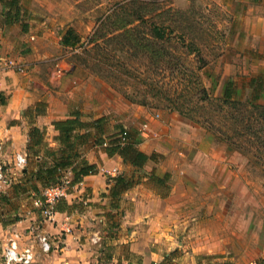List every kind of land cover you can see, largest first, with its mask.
<instances>
[{"label": "rangeland", "instance_id": "rangeland-1", "mask_svg": "<svg viewBox=\"0 0 264 264\" xmlns=\"http://www.w3.org/2000/svg\"><path fill=\"white\" fill-rule=\"evenodd\" d=\"M21 1L19 21L28 24L22 31L29 38L24 50L31 54L32 65L36 60L40 65L35 71L40 80L33 86L44 90L48 84L56 103L80 110L84 119L102 118L107 139L128 128L132 137L145 141L144 148H154L150 152L161 169L169 170L163 182L154 175L145 181L149 219L172 248L158 264L258 258L264 249V147L229 139L190 118L204 120L200 111L183 115L170 104L195 101V73L213 96H221L228 78H234L238 97L245 102L250 77L264 74V0H228L227 5L226 0ZM127 3H135L132 10L149 13L145 30L153 23L165 27V39L153 36L151 47L161 50L156 58L161 52L174 56L167 66L148 57L153 53L143 41L126 42L115 32L89 43L100 22ZM234 3L243 11L240 23L232 17ZM69 27L81 36L74 46L61 43ZM25 68L30 70L29 64ZM242 108L253 109L251 102ZM233 111L235 107L226 106V116L212 115V120L216 126L225 124L227 132ZM31 152L28 166L34 168L41 159ZM144 172L130 171L127 177L141 183ZM122 205L119 200L115 208L120 218Z\"/></svg>", "mask_w": 264, "mask_h": 264}, {"label": "crops", "instance_id": "crops-1", "mask_svg": "<svg viewBox=\"0 0 264 264\" xmlns=\"http://www.w3.org/2000/svg\"><path fill=\"white\" fill-rule=\"evenodd\" d=\"M247 3L256 4L258 0H247ZM234 4L237 6L232 7V17L234 22L240 23L243 11L238 3ZM24 33L20 23L0 26V158L8 167L10 176V183L0 187V251L13 230H22L41 217L40 208L34 204V198L37 197L35 192L31 188L22 192L17 186L24 181L25 174L23 168L15 166L16 154L24 153L28 158V153L32 154L31 150L34 149L39 153L37 158L42 160L46 148L57 149L60 146L57 139L59 131L53 121L70 117L72 113L66 103L62 105L63 102H55V95L47 90L48 84L44 90L33 86L34 81L40 80L36 77L40 65L37 63L39 60L32 65L31 54L24 50L29 46V38ZM10 60L22 65L24 69L12 66ZM28 64L30 70L25 71ZM38 104L44 106V112L37 113ZM57 104L62 105L60 110L55 109ZM33 126L43 130L44 139L38 145L33 143L30 150L29 132ZM89 130L91 135L80 148L82 156L99 168L104 167L106 171L86 175L81 181L72 184L70 194L61 202L62 207L57 209L54 220L45 225L54 241V247L49 253L39 252L35 264L164 262L172 248L163 232L159 233L153 220L149 219L150 189L145 181L153 175L162 177L169 170H162L153 158L139 167L126 162L119 154L109 155L104 144L96 140L99 136L106 138L104 132L95 127ZM139 139L137 146L151 154L154 148H144L145 141ZM140 169L145 171L143 181L126 189L114 201L110 188L115 181L111 177L127 175L130 171ZM68 172L72 178L73 172ZM37 184L42 186L41 182ZM119 200L123 202L119 208L121 218L120 215L117 217L118 209H115ZM114 204L116 207H113ZM16 217L18 219L13 221ZM114 220L118 225L112 227ZM66 226L71 227L69 232L64 231ZM95 235L100 236L98 242L92 241ZM230 261L234 264H264V249L253 260L244 261L235 256Z\"/></svg>", "mask_w": 264, "mask_h": 264}, {"label": "trees", "instance_id": "trees-1", "mask_svg": "<svg viewBox=\"0 0 264 264\" xmlns=\"http://www.w3.org/2000/svg\"><path fill=\"white\" fill-rule=\"evenodd\" d=\"M135 3H127L118 6L110 14H108L99 24L97 29L94 31L89 43L97 42L99 39H106L105 35L110 32H115L116 37H123L128 41H143V46L147 49H151V59L155 54L161 50L151 47L156 41L153 40V36L159 39H165V27L161 24L153 23V27L149 31L145 30L144 27L146 22H149L148 12H141L132 10L130 6ZM137 5V4H136ZM144 6V3L140 4ZM23 14V5L21 0H0V26H10L12 24L20 22V16ZM139 21V22H138ZM137 22V23H136ZM22 29L27 30L28 24H23ZM141 35V37L138 36ZM135 35V38L133 36ZM81 39V36L69 27L62 35L61 43L65 46H74ZM169 41V40H167ZM97 46L101 44H97ZM147 50H145L146 52ZM156 63L167 66L171 58L174 56L170 52H162L159 54V58H156ZM180 60V59H179ZM202 61V58H199ZM204 66L202 63L199 66L201 69ZM197 79L196 84L192 87L193 94L196 99L192 103L189 101L182 104H170L173 109L178 110L183 115H191V113L200 111L204 120L196 119L194 116L190 118L195 122H202L207 125L210 129H215L221 135L227 136L229 139L242 138L248 145L258 143L261 147H264V103L260 102L262 92L264 91V74L253 75L250 77L249 86L251 88L250 94L246 98L245 102H242L238 97L239 91L236 86L234 78L230 77L225 83L221 96H213L209 93L206 86L203 84L201 78L195 73ZM185 89V88H184ZM165 95L169 94V90L164 91ZM251 102L252 110L248 108H242L244 103L249 104ZM146 104V103H144ZM226 106L235 107V111L229 114V118L233 121L232 126L226 132V125L216 126L212 120V115L222 114L226 116ZM206 109L205 112H203ZM244 109V110H243ZM37 113H42L45 109H39V104L36 106ZM82 112L80 110H74L70 117L54 120L53 124L59 131L57 139L60 142V146L55 149L52 147L46 148V155L43 156L41 161L37 162V165L33 168L27 165L23 168L25 178L24 181L17 186L20 187L22 192H27L31 188L37 197H43V189L49 185L55 184L63 178L67 171L73 172L72 184L79 182L84 176L99 172V166L95 163H90L86 157L82 156L80 148L88 141L90 137V128L95 127L99 130L102 129L101 124L103 119L98 118L93 121L82 119ZM206 123V124H205ZM256 124L259 126L257 127ZM126 132V133H125ZM231 133V134H230ZM30 136V150L34 145L42 143L44 139L43 130L37 126H33L29 132ZM220 136V135H218ZM256 137L252 140L251 137ZM123 137L125 138L123 140ZM248 137V138H246ZM97 143L104 144L106 152L109 155L119 154L126 162L133 163L139 167H142L146 161L153 158V154H148L141 150L137 144L139 138L132 137L128 128L123 127L117 132V134L110 136V139L99 136ZM249 150V149H248ZM36 155L39 156L37 150ZM261 155L264 156V151H260ZM115 182L110 188V195L112 198L117 200L121 194L128 188L137 184L136 181L129 179L125 174H118L111 177ZM155 178L163 182L164 177L155 176ZM37 182H41L42 186H39ZM29 184V185H28ZM16 186V187H17ZM65 199V198H64ZM61 199L56 204V209L62 207ZM113 207H116L115 204ZM113 216V214H111ZM110 216V217H111ZM18 218H14L13 221ZM118 225L117 221H113L111 226ZM113 235V234H112ZM198 264L203 262L198 261ZM207 264H234L232 261L217 260L209 262Z\"/></svg>", "mask_w": 264, "mask_h": 264}, {"label": "built area", "instance_id": "built-area-1", "mask_svg": "<svg viewBox=\"0 0 264 264\" xmlns=\"http://www.w3.org/2000/svg\"><path fill=\"white\" fill-rule=\"evenodd\" d=\"M9 64L23 70L22 65L10 60ZM126 133V132H125ZM125 138L123 137V140ZM27 155L17 153L15 157V166L24 168L27 165ZM106 171L100 167L99 171ZM72 178L69 172L63 176L61 181L49 185L43 189L42 196L34 198V204L40 208L41 217L30 222L22 230H13L6 243L1 247L0 264H35L36 258L41 253H49L54 247V241L51 235L45 229V225L54 220L57 213L56 204L61 199L66 198L71 191ZM10 183L8 167L0 158V187ZM70 226H66L64 231L69 232ZM100 236L92 237L93 242H98Z\"/></svg>", "mask_w": 264, "mask_h": 264}]
</instances>
